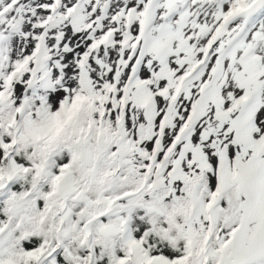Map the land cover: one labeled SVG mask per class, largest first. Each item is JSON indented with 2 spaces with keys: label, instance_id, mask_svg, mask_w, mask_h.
<instances>
[{
  "label": "snow or ice",
  "instance_id": "6c2138e0",
  "mask_svg": "<svg viewBox=\"0 0 264 264\" xmlns=\"http://www.w3.org/2000/svg\"><path fill=\"white\" fill-rule=\"evenodd\" d=\"M0 264H264V0H0Z\"/></svg>",
  "mask_w": 264,
  "mask_h": 264
}]
</instances>
